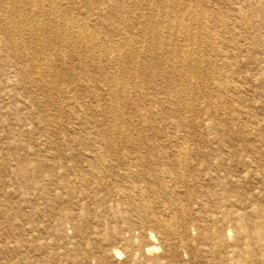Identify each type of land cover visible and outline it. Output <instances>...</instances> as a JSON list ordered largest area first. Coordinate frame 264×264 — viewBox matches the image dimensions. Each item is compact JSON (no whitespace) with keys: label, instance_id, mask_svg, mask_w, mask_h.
<instances>
[{"label":"rangeland","instance_id":"obj_1","mask_svg":"<svg viewBox=\"0 0 264 264\" xmlns=\"http://www.w3.org/2000/svg\"><path fill=\"white\" fill-rule=\"evenodd\" d=\"M77 1L74 16L79 13L83 20L97 24H101L103 15L112 9L121 12L124 1L133 4V0H117L118 3L101 0V5L90 7L89 1L100 0ZM197 1L201 2L196 8L201 23L196 24L197 37L190 41L194 44L193 57H203L201 71L205 72L207 61L213 60L225 76L221 77L219 72L210 73L208 85L203 84L208 74L191 78L194 90L178 104L179 109L190 105L187 113L184 112L188 127L175 131L169 118L158 117L160 105L156 101L164 99L165 105L170 102L166 99L164 84L156 81V71L145 65L149 55H143L138 77L153 81L156 89L150 90L152 102H147L153 117L142 131L154 146H160L172 137L173 143L184 140L189 148L200 147L211 158L209 164L194 162L201 174L199 191L212 190L216 194L215 202L221 201L228 192L231 199L239 203L241 212L249 213L254 220L264 219V15L261 13L264 0ZM134 21L140 22L136 18ZM99 35L105 38L111 33L99 32ZM130 36L133 38V34ZM3 38L0 32V264H133L131 255L124 251L125 243L106 240L107 233L115 228L133 242L134 263L149 264L143 253L148 247L145 237L149 234L157 236L153 224H147L144 229L139 225L128 228V223L112 217L115 212L126 210L119 197L112 196L102 210L94 197L81 195V182L76 177L78 166L90 162L95 148L107 151L101 138V132L107 128L104 116L106 86L97 84L102 112L89 115L88 109L94 103L87 88L77 86L61 92L63 88L57 85L52 86L50 94L38 83H24L19 62L9 59L2 47ZM113 39L117 41L116 37ZM55 59L52 60L56 62ZM56 71L60 75L58 83L67 78L65 64H57ZM90 73L98 76L99 69L90 66ZM221 83H225L230 91L220 88ZM208 90H212L221 104L217 105L213 115L207 112L209 107L205 97ZM76 94L82 99H75ZM35 97L44 102L41 107L33 103ZM123 109L128 120H138L131 107ZM127 136L132 142L119 146V151H139L133 143L139 137L138 132L132 131ZM40 161L43 171L49 166L58 174L52 181L42 183L43 192L25 188L26 182L18 176L22 166L32 170ZM67 182L75 188L76 197L73 206H67L65 210L71 211L77 220L87 213L89 230L85 235H81L74 224L62 223ZM108 184L111 186L113 181L108 179ZM179 190L186 192V188ZM183 203L188 204L185 200ZM257 207L263 210L260 216L254 213ZM192 209L194 216L204 215V210L197 205ZM96 214L99 217L96 218ZM130 219L135 224L139 221L137 215ZM230 226L226 230L231 231L236 243L238 240ZM257 231L255 226L238 231L244 257L252 259L251 255H255V262L249 260L247 264H264L258 259L264 254V243H257L253 236L247 237V233ZM192 233L195 237L196 232ZM157 244L160 248L157 256H162L164 248L160 242ZM114 249L122 252L119 259L105 254ZM163 261L166 264H227L219 261L214 253L196 257L186 249L180 250L177 259Z\"/></svg>","mask_w":264,"mask_h":264},{"label":"bare ground","instance_id":"obj_2","mask_svg":"<svg viewBox=\"0 0 264 264\" xmlns=\"http://www.w3.org/2000/svg\"><path fill=\"white\" fill-rule=\"evenodd\" d=\"M108 1L118 3L117 0ZM77 2L0 0V32L4 37L2 47L9 59L19 62L25 77L24 83H38L50 94L52 86L57 85L63 88L61 92L71 91L77 86L87 88L94 103L88 109V114L92 116L102 112L103 104L100 103L101 94L97 84L103 83L107 88L104 103L107 128L101 132L107 151L96 145L98 148L92 151L90 162L78 166L76 177L81 182V195L84 198L94 197L102 210H105L112 196L119 197L126 210L115 212L112 217L128 223V228L139 225L144 229L147 224H153L157 236L149 234L145 237L148 247L143 253L149 259V264H166L163 259L173 261L180 256L181 249L191 251L196 257L214 253L219 261L227 264H247L249 260H256L254 254L251 255L252 259L242 254V237L238 231L255 226L258 231L247 233V237L253 236L257 243H264L263 217L254 220L249 213L241 212L239 203L233 201L228 192L221 201L215 202L213 198H216V194L212 190L199 191L201 174L194 162L209 164L211 157L200 147L189 148L183 139L173 143L170 141L172 137H169L163 141L164 144L154 146L150 137L142 131L153 117L147 105L152 102L150 90L156 89L153 81L138 77L139 62L143 55H149L145 65L156 71V81L164 84V93L170 102L165 105L164 99L156 101L160 105L158 117L169 118L175 131L188 127L184 112L187 113L190 105L179 109L178 104L180 99L186 100L194 90L191 78L208 74V77L204 76L206 83L203 81L204 85H208L210 73L219 72L221 77L225 76L213 60L207 61L205 72L201 71L203 57H193L194 44L190 41L197 37L196 24L201 23L200 14L196 13L197 5L201 2L133 0V4L129 5L124 1L121 12L112 9V12L103 15L101 24L89 23L79 13L74 16ZM87 5L99 6L101 0L89 1ZM261 13L264 15V7ZM135 18L140 21L138 24ZM99 32H110L111 36L100 38ZM196 42L201 48L200 41L196 39ZM54 57L57 64L67 66V78L60 83L57 64L52 60ZM90 66L99 69L98 76L91 75ZM105 67L112 71L108 72ZM219 86L230 91L225 83ZM211 91L208 90L205 97L209 115H213L220 104L218 97L213 96ZM75 99L79 101L82 98L76 94ZM220 101L225 103L224 100ZM33 103L39 107L44 104L37 97ZM62 103L63 100L58 105ZM128 107L133 109L134 117L138 119L135 122L126 118L123 108ZM132 131L138 132L139 137L133 143L139 151L131 149L121 153L119 146L132 142L127 136ZM43 170L40 161L32 170L22 166L18 176L26 182L25 188L43 192L45 187L42 183L58 177L52 167L47 166ZM108 179L113 181L111 186ZM181 187L186 188V192L182 193L179 190ZM75 197V188L67 182L63 210L73 206ZM183 200L188 204L185 205ZM196 205L204 210V215L194 216L192 208H196ZM262 212L257 207L254 213L260 216ZM132 215L139 218L136 224L130 219ZM88 217L84 212L77 220L71 211L65 210L62 223L74 224L79 233L85 235L89 230ZM97 217L99 215L96 214ZM228 225L235 233L236 243L231 231L226 230ZM193 231L196 232L195 237ZM106 240L125 243L124 251L131 255L135 264L134 244L130 239L120 235L115 228L107 233ZM157 242L164 248L162 256H157L160 250ZM105 254L114 259L122 256V252L117 249ZM258 259L264 262V254Z\"/></svg>","mask_w":264,"mask_h":264}]
</instances>
